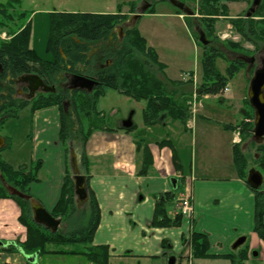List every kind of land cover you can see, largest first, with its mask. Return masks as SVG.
I'll use <instances>...</instances> for the list:
<instances>
[{
  "label": "crops",
  "instance_id": "obj_1",
  "mask_svg": "<svg viewBox=\"0 0 264 264\" xmlns=\"http://www.w3.org/2000/svg\"><path fill=\"white\" fill-rule=\"evenodd\" d=\"M157 6L162 7L159 14L155 12ZM157 15L164 20L180 21L186 35L184 40L187 39L188 45H194L182 16L173 14L172 8H164L163 3L154 7L153 14L140 17L137 21L139 34V24ZM162 25L155 23L144 27H150L153 34L159 36L164 31ZM170 35L165 41L176 48L180 43L171 41ZM143 39L157 55L158 62L164 65L167 79L184 80L185 73L192 72L180 71L178 77L170 78L166 73L168 66L161 61L155 46L150 45L145 37ZM193 77L194 84H197L195 72ZM216 99L208 96L198 98V116H192L185 126L179 121L166 119L163 125L146 127L143 122L134 125L130 117L135 126L131 133L120 129L124 120L114 129L105 127L89 137L85 145L89 174L87 185L99 209V224L90 246L106 247L109 264L113 259L137 261L139 264H166L171 257L175 258V264L188 263L186 257H189L190 250L187 242L191 229L207 237L208 255L214 256L193 259L191 264H230L221 256L235 252L231 247L241 237H245L248 244L244 264H264V242L253 232V194L238 178L233 165L232 148L240 141L239 134L222 128L241 121L244 98L222 96L221 105L226 108L221 118L225 123L206 117L213 111L207 112V106L201 102ZM59 131L60 112L57 107L33 113L27 107L18 112L16 119L0 126V160L14 170L40 164L37 181L28 190L48 213L58 202L69 170ZM161 142H166L169 147H160ZM144 150L150 166L145 175H140ZM172 157L176 158V163ZM172 181H175L174 185ZM167 193L174 195L168 209L171 217L174 203L187 193L191 196L194 218L190 224L181 222L172 228L152 226L156 198ZM19 217V207L13 200L0 199V264H29L18 251H2L8 244L25 242L26 229L20 224ZM35 264L92 263L81 256L45 255L37 257Z\"/></svg>",
  "mask_w": 264,
  "mask_h": 264
},
{
  "label": "trees",
  "instance_id": "obj_2",
  "mask_svg": "<svg viewBox=\"0 0 264 264\" xmlns=\"http://www.w3.org/2000/svg\"><path fill=\"white\" fill-rule=\"evenodd\" d=\"M177 1L188 6V3L195 0ZM238 1L243 0H199L198 12L202 19L200 24L204 27L200 31L205 36H209L214 22L212 19L226 13L227 9L221 3ZM263 1L251 15L259 20L256 27L251 20L236 19L235 22H232L244 40L251 42L255 47L259 46V48L264 42ZM160 2L167 3L166 0H160ZM174 10L177 15L182 14L180 11ZM146 14H152V10ZM49 15L45 52L52 56V60L40 59L30 48V21L26 22L9 42L0 45L2 68L0 81L4 82L10 79L5 85L0 84V126L8 120L16 119L18 112L27 107L30 108L31 113L48 107H57L60 112L59 139L64 146L67 164L69 150L73 148L79 158L80 174L85 177L86 183H88L85 145L94 131L105 128L103 117L96 107L107 91L113 90L134 101L145 102L142 121L146 127L163 125L166 119L179 121L183 126L186 125L190 119L188 103L191 98L186 95L188 91L189 93L192 91L188 88L190 84L171 82L166 78L164 65L158 62L155 52L147 47L136 25L125 30L120 43L115 46L112 44L103 46L97 55L100 65L92 69L91 46L114 40L115 29L122 28L127 20L119 8L114 14L54 12ZM185 25L197 40L187 19ZM197 46L203 50L201 58L202 84L198 88V97H216L221 103L223 100L220 95L223 94L229 81L243 70L244 66L241 62L231 63L226 68L225 74L222 75L215 65V61L221 58L218 50L202 46L198 40ZM24 75L38 76L46 86L53 87L55 92L40 93L30 101L15 99L13 97L15 87L12 80ZM63 75H78L92 79L97 85L91 94L71 92L68 91L67 85L64 86L65 79H60ZM78 96L79 98H77ZM65 103L69 104L67 114L63 110ZM242 112V120L239 123L234 126H222L226 131H238L240 144H244L252 138L253 125L245 120L253 119V112L246 98L243 101ZM83 121H87L86 127L83 125ZM120 129L131 133L135 126L132 125L129 129ZM159 145L160 147H169L166 142H161ZM6 147H9L8 143ZM249 149H253L259 155L254 163L258 171L264 173V141L261 145L251 142ZM137 150H139V145ZM232 154L236 175L246 184L249 171L248 162L253 158L244 154L239 144L233 146ZM143 156L140 175H145L150 166L145 150ZM172 160L176 163L175 157H172ZM39 169L40 164H31L14 170L0 160V176L3 177L5 183L27 196H30L29 186L37 181ZM71 178V173L68 170L58 202L50 212L53 218L60 220V226L56 233H50L43 227L34 224L28 203L9 196L0 182V199H10L17 204L20 210L19 222L26 229L24 243L8 244L7 248L2 251L9 253L18 251L24 257L32 255H37V257L45 255L81 256L92 264H109L110 256L106 247L93 248L90 246L99 224V209L95 198L87 185L88 202L78 209ZM247 187L249 188L248 185ZM249 189L253 194L254 204L253 232L258 239L264 242V182L258 190ZM156 200L152 226L155 228L179 226L181 224L180 216L171 217L168 210L174 201V195L172 193L163 194ZM65 225L68 227L62 228ZM189 243L193 259L214 258V256L208 255L209 244L204 234L193 232ZM49 247H54V250H49ZM165 247L163 246V248ZM247 251L248 244L245 243L241 249L221 257L229 260L230 264H244Z\"/></svg>",
  "mask_w": 264,
  "mask_h": 264
},
{
  "label": "rangeland",
  "instance_id": "obj_3",
  "mask_svg": "<svg viewBox=\"0 0 264 264\" xmlns=\"http://www.w3.org/2000/svg\"><path fill=\"white\" fill-rule=\"evenodd\" d=\"M263 0L260 1V3ZM253 0H243L238 2H222L221 5L226 7V13L219 17L212 19V29L209 36H205L209 49H216L220 53L219 59L215 61L216 69L223 75L225 74L226 68L231 63L241 62L244 66V71H239L228 83V93L225 96H232L233 98H246L247 89L244 88L245 85L248 87V82L250 81L253 72L259 67L258 59L263 55L262 48L264 49V42L261 44L260 48L255 47L251 42L244 40L241 37L240 33L233 26L232 22H235L236 19L242 20H251L255 27L259 23L257 18L247 17V14L252 7ZM264 2V1H263ZM163 3L160 0H0V45L7 43L11 40V37L18 33L24 26V24L30 21L31 26V35H30V48L35 51L37 56L42 60H52V56L45 52L46 50V40L48 36L49 28V14L51 13H91V14H114L117 11V8L120 9L121 14H124L127 17L122 28L118 27L114 31V40H111L107 43H99L91 46L90 59L92 64V69L99 67L100 62L97 60V55L99 50L103 46H108L110 44L116 45L120 43L124 37V32L126 29L134 27L137 21L135 16L140 14L145 15L150 10L152 14L154 13V7ZM168 3H163L164 8L171 9ZM194 13L192 17H185L182 14L183 21L187 19L190 22L191 29L198 40V32L204 29L201 26L200 20L201 16L198 12L199 9V0H195L192 3L187 4ZM162 7H156V13L159 14ZM173 14H176L174 8H172ZM145 13V14H142ZM26 17H23L25 16ZM177 15V14H176ZM186 18V19H185ZM163 24L164 31L161 34L154 35L150 27L152 24ZM144 27V28H143ZM139 31L143 37L148 40L150 45H154L157 49L158 54L161 57V61L168 66L167 75L171 77H178L180 71L188 72L185 73L186 79L171 81V82H182L186 83L188 88L192 91L186 94L191 98L188 107L189 112H194L191 116L197 115V103H193L192 98L198 97V88L202 84V68H201V58L203 50L197 46V40L194 39L193 34H190L194 45H188L185 31L180 23L176 19L173 20H164L162 17L154 16L150 19H144L139 24ZM189 31V30H188ZM190 33V32H189ZM172 34L171 41H176L180 45H176L179 51L175 47L167 45L166 39H169ZM264 41V39H263ZM169 42V41H168ZM201 45V44H200ZM157 56V55H156ZM254 58L256 64L252 67H246L239 59H249ZM109 64V63H108ZM81 70V68H78ZM197 76V84H194L193 74ZM190 74V76H189ZM177 79V78H176ZM169 80V79H168ZM170 81V80H169ZM245 89V90H244ZM222 94L220 95V98ZM20 98V97H19ZM79 98V96L77 97ZM247 99V98H246ZM197 102V101H196ZM207 106V112L209 115L206 117L211 118L213 121L219 123H225V120H222L221 113L225 110V106L221 105L218 100L203 101ZM145 107V102H137L126 96L119 94L116 91L109 90L106 95L102 97L97 105V111L103 117L104 126L108 129H114L122 121L127 120L132 117V122L134 125L142 124V109ZM248 110L247 108H245ZM66 111L69 112V105L66 107ZM253 112V111H252ZM200 115V114H199ZM254 115V113H253ZM198 116V115H197ZM196 116V117H197ZM192 118V117H190ZM242 120V118H241ZM253 119L247 118L245 122L253 125ZM87 121H83V125L86 127ZM206 122V121H203ZM240 122V121H239ZM238 122V123H239ZM209 123V122H208ZM213 124V123H210ZM215 124V123H214ZM3 126V125H1ZM254 142L253 134L246 143L240 144L241 151L244 154L250 155L253 160L248 162V170L257 169L254 161L259 158V155L253 149H249L250 143ZM256 145H261L257 144ZM189 165V159L187 160ZM258 171V169L256 170ZM259 172V171H258ZM263 176L264 182V173H261ZM182 190V189H181ZM67 225L62 228H66ZM68 227V226H67ZM63 229V230H64ZM49 250H54V247H49ZM110 264H139L137 261H116L112 260ZM152 264H160V262H154ZM167 264V263H166ZM183 264H187L186 262Z\"/></svg>",
  "mask_w": 264,
  "mask_h": 264
},
{
  "label": "water",
  "instance_id": "obj_4",
  "mask_svg": "<svg viewBox=\"0 0 264 264\" xmlns=\"http://www.w3.org/2000/svg\"><path fill=\"white\" fill-rule=\"evenodd\" d=\"M173 8L180 11L186 17L194 16L193 11L183 3L178 2L177 0H166ZM261 0H253L252 7L250 8L247 17H250L255 9L259 6ZM143 14V13H142ZM138 14L135 18L140 17ZM198 41L202 46H207L208 42L205 38L203 32H198ZM250 64L254 63V58L247 59ZM245 61V59H243ZM2 71L0 65V72ZM16 83L24 85L28 90L29 96L28 100L32 99L37 92L48 94L54 93L55 89L53 87L46 86L42 80L36 75H24L16 80ZM96 82L92 79L81 77L78 75H71L68 78L67 89L68 91H77L86 94H91L96 86ZM21 93V92H20ZM247 100L249 106L253 110L254 120H253V140L257 144H261L264 141V57L260 60V66L253 72V75L248 83L247 88ZM68 103H65L63 110L66 113V107ZM121 127L123 129H129L132 127L130 118L122 122ZM1 142V140H0ZM68 166L72 176V186L73 194L75 197L76 207L78 209L85 206L88 202V190L87 183L84 176L80 174L79 171V159L76 151L71 148L68 153ZM0 182L6 193L11 197H16L20 200H23L28 203L31 219L34 224L43 227L45 230L50 233H56L59 226L60 220L53 218L50 213H48L44 207L35 199L30 196L24 195L17 191L16 189L7 185L2 176H0ZM263 183V178L260 172L255 169H250L247 173L246 184L252 190H258ZM175 184V181H172V185ZM246 241L245 237L238 238L232 245V250H237L241 247ZM37 255L25 256V260L29 264H35ZM167 264H175V258L171 257L168 259Z\"/></svg>",
  "mask_w": 264,
  "mask_h": 264
},
{
  "label": "flooded vegetation",
  "instance_id": "obj_5",
  "mask_svg": "<svg viewBox=\"0 0 264 264\" xmlns=\"http://www.w3.org/2000/svg\"><path fill=\"white\" fill-rule=\"evenodd\" d=\"M262 52H263V55L258 59L259 66H260V60L264 57V49L263 48H262ZM239 60H241L243 63H245L246 67H252L253 68L254 64H256L255 59H254V63L253 64L252 63L250 64V62L247 59H245V61H243L242 59H239ZM18 78H20V77H18ZM18 78L12 80V82L14 84V87H15V93L13 95V97L15 99L17 98V99H23V100H26V101H30L33 98H35L38 94H40V92H37L32 99L28 100V96H29L28 90L25 88L24 85H21L20 83H16V80ZM67 78H68L67 75H63L60 79H65V81H67ZM9 80L10 79H7L4 82L0 81V84L5 85L6 82H8ZM65 85H66V83H64V86Z\"/></svg>",
  "mask_w": 264,
  "mask_h": 264
},
{
  "label": "built area",
  "instance_id": "obj_6",
  "mask_svg": "<svg viewBox=\"0 0 264 264\" xmlns=\"http://www.w3.org/2000/svg\"><path fill=\"white\" fill-rule=\"evenodd\" d=\"M225 92H227V89L225 90ZM176 211L177 214L180 215L181 219L186 223L190 224L193 221L194 207L192 198L188 193L177 202Z\"/></svg>",
  "mask_w": 264,
  "mask_h": 264
}]
</instances>
